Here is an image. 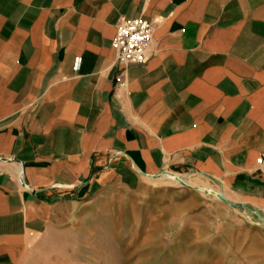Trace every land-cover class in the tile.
I'll return each mask as SVG.
<instances>
[{
    "label": "crops",
    "instance_id": "1",
    "mask_svg": "<svg viewBox=\"0 0 264 264\" xmlns=\"http://www.w3.org/2000/svg\"><path fill=\"white\" fill-rule=\"evenodd\" d=\"M136 18L153 40L125 67ZM165 173L264 222V0H0V264H48L84 203Z\"/></svg>",
    "mask_w": 264,
    "mask_h": 264
},
{
    "label": "rangeland",
    "instance_id": "2",
    "mask_svg": "<svg viewBox=\"0 0 264 264\" xmlns=\"http://www.w3.org/2000/svg\"><path fill=\"white\" fill-rule=\"evenodd\" d=\"M169 176L84 203L66 233L44 242L48 264H264L243 231L264 222L221 200L200 176Z\"/></svg>",
    "mask_w": 264,
    "mask_h": 264
},
{
    "label": "built area",
    "instance_id": "3",
    "mask_svg": "<svg viewBox=\"0 0 264 264\" xmlns=\"http://www.w3.org/2000/svg\"><path fill=\"white\" fill-rule=\"evenodd\" d=\"M153 35V24L143 18L124 21L119 26L117 35L113 41V48L117 52L118 63L125 67L144 65L148 60V51L153 40ZM82 62V57L76 59L74 65V72L76 74H79L81 71ZM119 86H125L123 76L120 77ZM261 161L259 160V163ZM183 179L186 178L183 177Z\"/></svg>",
    "mask_w": 264,
    "mask_h": 264
},
{
    "label": "water",
    "instance_id": "4",
    "mask_svg": "<svg viewBox=\"0 0 264 264\" xmlns=\"http://www.w3.org/2000/svg\"><path fill=\"white\" fill-rule=\"evenodd\" d=\"M163 175H165V174L159 175V176H157L156 178L161 177V176H163ZM177 181L180 182V183H183L182 180H180V179H178ZM219 198H220L221 200H223L224 202H227V203L231 204L230 201H229L224 195H220Z\"/></svg>",
    "mask_w": 264,
    "mask_h": 264
},
{
    "label": "bare ground",
    "instance_id": "5",
    "mask_svg": "<svg viewBox=\"0 0 264 264\" xmlns=\"http://www.w3.org/2000/svg\"><path fill=\"white\" fill-rule=\"evenodd\" d=\"M170 176L169 177H171V178H173V179H179V178H177L176 176H172L171 174H169ZM181 180V179H180ZM182 182H185V181H182Z\"/></svg>",
    "mask_w": 264,
    "mask_h": 264
}]
</instances>
